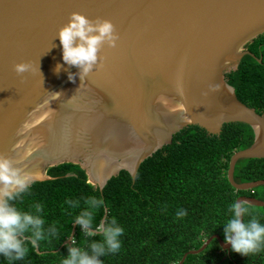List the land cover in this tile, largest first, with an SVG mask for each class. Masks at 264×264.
Returning a JSON list of instances; mask_svg holds the SVG:
<instances>
[{
  "label": "water",
  "instance_id": "water-1",
  "mask_svg": "<svg viewBox=\"0 0 264 264\" xmlns=\"http://www.w3.org/2000/svg\"><path fill=\"white\" fill-rule=\"evenodd\" d=\"M74 12L93 21L110 20L119 40L115 48L105 45L100 52L103 67L81 80L77 75L72 82L68 73L79 69L64 62L58 32ZM262 35L264 0H0V154L22 160L14 166L30 177L29 187L51 180L48 168L72 163L85 170L90 184L103 190L121 171L135 179L141 164L187 127L219 135L224 125L243 123L252 128L254 142L232 155L227 178L236 191L264 186V180L242 184L234 180L239 160L264 158V114L239 101L226 79L245 55H252L246 47ZM22 62L32 64L23 77L14 71ZM57 65H62L59 73ZM77 91L79 107L72 103ZM153 93L167 97L172 107L167 111L173 115V126L162 140L142 127L152 119ZM82 95L94 97L97 107L90 108L88 102L81 107ZM125 123L142 137V146L133 162L117 156L107 170L106 162L89 155L48 151L47 142L33 134L48 127L59 135V128L67 127L74 138L84 124L93 135H102L122 132ZM33 141L34 147L26 151ZM127 144L121 151L124 156L129 153ZM31 159L39 160V176L29 169ZM245 201L250 207H264L253 197L241 196L236 202ZM75 228L76 224L64 244H72ZM214 239L223 250L231 249L213 235L178 264L205 251Z\"/></svg>",
  "mask_w": 264,
  "mask_h": 264
},
{
  "label": "trees",
  "instance_id": "trees-1",
  "mask_svg": "<svg viewBox=\"0 0 264 264\" xmlns=\"http://www.w3.org/2000/svg\"><path fill=\"white\" fill-rule=\"evenodd\" d=\"M246 49L255 57L245 55L226 79L239 101L264 114V35ZM254 138L252 128L243 123L226 124L219 135H210L198 126L187 127L174 135L170 145L144 161L135 179L121 171L103 190L88 182L79 165L48 168L51 180L32 184L13 202L18 210L33 214H38L36 204L43 206L39 215L46 221V238L39 242L40 253L25 241L29 254L23 260H8L0 254V264H62L71 246L91 254L88 246L103 240L99 232L88 237L76 224L75 245L64 244L72 234L75 217L88 208L89 197L105 202L102 208L93 209V230L104 218L107 225L113 217L124 229L120 250L100 257L102 264H178L213 235L225 242L224 226L233 215L229 206L241 196L264 202V186L236 191L227 178L232 155L249 148ZM234 180L238 184L264 180V158L239 160ZM69 200L79 201V206H70ZM181 209L187 212L182 219L176 215ZM250 209L264 224V207ZM250 218L244 217L246 221ZM53 225L55 234L51 233ZM183 264H264V247L243 256L232 247L223 250L214 239L205 251L189 255Z\"/></svg>",
  "mask_w": 264,
  "mask_h": 264
},
{
  "label": "clouds",
  "instance_id": "clouds-1",
  "mask_svg": "<svg viewBox=\"0 0 264 264\" xmlns=\"http://www.w3.org/2000/svg\"><path fill=\"white\" fill-rule=\"evenodd\" d=\"M58 38L63 46L64 62L79 69L78 73H68L72 82H75L77 75L81 80L94 68L103 67L100 52L105 45L115 48L119 40L116 27L110 20L98 18L93 21L78 12L72 13L68 23L60 28ZM61 68L62 65H57L55 71L59 73ZM14 71L23 77L25 73L32 71V64L18 63L14 65ZM30 183V177L14 166L11 157L0 154V254L8 260H23L29 254L25 241L36 249L39 242L46 238V221L39 215L43 212V206L36 204L35 213L38 214H33L18 210L13 203L27 191ZM67 203L72 207L79 206V201L69 200ZM85 203L88 208L75 217V224L83 229L84 235L92 237L99 232L103 240L92 242L88 246L91 254L79 247H69V256L63 259L62 264H102L100 257L116 253L122 246L120 237L124 235V229L119 226L115 217L107 225L101 223L93 230V209L102 208L104 200L89 197ZM229 211L233 215L224 226L225 242L232 246V251L243 256L260 252L264 247V224L252 213L248 202H234L229 206ZM176 215L182 219L187 212L181 209ZM244 217L251 218L246 221ZM55 232L53 225L51 233ZM75 243L76 240L73 239L72 245Z\"/></svg>",
  "mask_w": 264,
  "mask_h": 264
},
{
  "label": "bare ground",
  "instance_id": "bare-ground-1",
  "mask_svg": "<svg viewBox=\"0 0 264 264\" xmlns=\"http://www.w3.org/2000/svg\"><path fill=\"white\" fill-rule=\"evenodd\" d=\"M78 96L79 91L73 94V97L77 98V100H73L72 102L76 105V107H79L78 103L81 101V96ZM150 97L155 101L151 108L154 109L151 115L152 122L148 121L146 124H142V127L145 125V128L149 129L151 133H153L157 137L158 140H162L165 136L166 130L173 126V115H170V113L167 111L172 107L169 103V99H166L167 97H160V94L158 93H153L150 95ZM82 99L83 101L81 103V107L85 108L86 102L89 103L90 108L97 107L98 101H96L94 97L89 96L87 99H85L82 95ZM45 115L48 117L47 114ZM127 125H129V123H125V125L123 126L125 130L121 129L122 132H120V129H118L112 132H105L102 135H93L88 129L84 128V124H81L78 128L80 130L76 134H74V138L72 137L71 131L67 127L59 128V135L54 133L55 130L53 131L46 126V128L43 129L44 133L40 130H34L33 134H37L38 137H36V140H39L38 138H40L44 139L45 143L47 142L46 147L48 148V151L52 150L54 152H61L65 154H68L70 152L73 154H84L85 156L89 155L92 157V159L106 162L107 164L105 170H107L109 167L115 164L114 159L117 156L124 157L127 163L133 162L135 158L134 156L142 146V137H139L138 132L136 130H133V128L128 127ZM32 143H35V141L28 144L25 149L26 151H30L31 147H34L35 144L33 145ZM71 143L75 144V147L70 149L69 145H71ZM124 144H127V148L129 150L128 155L125 156L124 153H121L125 146ZM11 156L14 155H9L8 157ZM12 160L14 162V165L19 164L22 161L20 159ZM30 164L32 166L31 168H29L30 171L37 172V174L35 175L39 176V169L36 168L39 164V160L31 159Z\"/></svg>",
  "mask_w": 264,
  "mask_h": 264
},
{
  "label": "rangeland",
  "instance_id": "rangeland-1",
  "mask_svg": "<svg viewBox=\"0 0 264 264\" xmlns=\"http://www.w3.org/2000/svg\"><path fill=\"white\" fill-rule=\"evenodd\" d=\"M95 187H97V186H95ZM98 188V187H97Z\"/></svg>",
  "mask_w": 264,
  "mask_h": 264
}]
</instances>
